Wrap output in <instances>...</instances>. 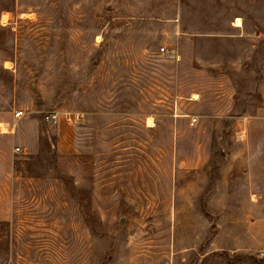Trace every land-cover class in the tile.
<instances>
[{
	"label": "rangeland",
	"instance_id": "obj_1",
	"mask_svg": "<svg viewBox=\"0 0 264 264\" xmlns=\"http://www.w3.org/2000/svg\"><path fill=\"white\" fill-rule=\"evenodd\" d=\"M262 259L264 0H0V264Z\"/></svg>",
	"mask_w": 264,
	"mask_h": 264
},
{
	"label": "built area",
	"instance_id": "obj_2",
	"mask_svg": "<svg viewBox=\"0 0 264 264\" xmlns=\"http://www.w3.org/2000/svg\"><path fill=\"white\" fill-rule=\"evenodd\" d=\"M161 49L164 50V47L161 48ZM23 113H24L23 110H18V111H16V116H17V117L22 116ZM69 119L71 120L72 118L69 117ZM47 120H48L49 122H52V123H58L59 118H58V115H57V114H52V115L47 116ZM194 120H195V119L192 120V123L194 122ZM18 149H19V148H18Z\"/></svg>",
	"mask_w": 264,
	"mask_h": 264
},
{
	"label": "trees",
	"instance_id": "obj_3",
	"mask_svg": "<svg viewBox=\"0 0 264 264\" xmlns=\"http://www.w3.org/2000/svg\"><path fill=\"white\" fill-rule=\"evenodd\" d=\"M5 7H7V6H5ZM7 9L9 10V8H7ZM214 253H215V255L218 254L217 252H214ZM212 254H213V253H212ZM240 257H241V256H240ZM258 261H259L260 264H261V262L264 263V259H262V260H258Z\"/></svg>",
	"mask_w": 264,
	"mask_h": 264
},
{
	"label": "bare ground",
	"instance_id": "obj_4",
	"mask_svg": "<svg viewBox=\"0 0 264 264\" xmlns=\"http://www.w3.org/2000/svg\"><path fill=\"white\" fill-rule=\"evenodd\" d=\"M240 20V19H239ZM241 23L239 22L238 25H240Z\"/></svg>",
	"mask_w": 264,
	"mask_h": 264
}]
</instances>
